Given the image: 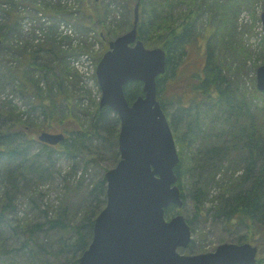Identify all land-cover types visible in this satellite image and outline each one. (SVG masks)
Instances as JSON below:
<instances>
[{
    "label": "trees",
    "instance_id": "1",
    "mask_svg": "<svg viewBox=\"0 0 264 264\" xmlns=\"http://www.w3.org/2000/svg\"><path fill=\"white\" fill-rule=\"evenodd\" d=\"M83 1L79 0L81 3L76 8L60 0L54 4L50 0H35L30 4L31 10L39 16L37 26L47 23L45 45L39 50L52 52L49 38L61 22L71 23L85 34L98 24L103 32L96 36L102 44V52L94 57L97 62L108 48L109 32L114 31L105 32L103 22L110 15L112 24L113 18L116 21L113 5L118 6L123 14L116 21L119 31L111 35L116 36L132 27L137 0H120L119 5L115 0H108L107 4L102 0L103 11L95 7L93 14L86 11ZM253 1L139 0L137 38L147 48L162 47L166 52L165 72L156 81L157 100L168 118L178 147L179 161L174 172L184 203L182 178L191 188L194 187L196 195L203 197L218 185L222 192L211 196L213 205L204 212L223 221L227 230H243L236 242L256 245L255 264H264V91L255 88L248 100L246 92L232 81L230 56L225 62L221 55L223 48H233L227 44L226 38L237 32L242 8ZM15 4L14 0H0V19H6L5 23L0 22L1 43L14 30L17 17L10 9ZM78 13L83 14L80 20L79 16L75 18ZM197 34L205 37V64L183 82L188 89L184 87L167 98L164 83L178 78H175L176 68ZM262 42L261 47L264 36ZM90 45L86 39H80L79 44L68 48L69 54L76 56L81 52L89 55ZM230 52L234 54L231 48ZM32 53L33 56L27 55L23 61L24 67L31 70L36 65L31 60L35 58V52ZM64 53L65 59L67 50ZM25 76L22 72V77ZM29 80L33 78L28 77ZM174 86L179 90L177 83ZM53 87L51 85L44 94L37 81L20 88L32 97V107L38 108L42 117L39 123L23 121L12 109L4 113L0 108V264H77L91 241L94 219L106 203L105 171L119 160L120 122L116 113L96 102L91 110L88 108L83 112L87 119L90 118L77 122L82 112L72 109L75 107L72 100L75 93L62 91L59 82L57 92H52ZM141 94V82L133 81L125 86L129 103ZM254 97L260 100L256 104H253ZM66 107L69 108L67 113L64 112ZM69 118H74L77 129L64 127L63 120ZM53 122L56 127L61 126L65 139L56 146L37 142L34 135L48 130ZM187 151L192 155L187 156ZM55 153L66 154L73 161L86 159L87 165L99 164L108 155L112 163L102 169L89 187L83 185L81 177L70 181L67 178L70 174L63 176L62 191L57 203L53 204L48 201L43 187L55 178V161H52ZM223 162H227L223 168L224 177L222 182H217L215 176ZM238 168L240 173L235 175ZM195 197V203L202 202ZM177 212L181 213L182 209L176 211L169 205L165 217L168 219Z\"/></svg>",
    "mask_w": 264,
    "mask_h": 264
},
{
    "label": "water",
    "instance_id": "2",
    "mask_svg": "<svg viewBox=\"0 0 264 264\" xmlns=\"http://www.w3.org/2000/svg\"><path fill=\"white\" fill-rule=\"evenodd\" d=\"M138 21L139 0L132 27L108 42L95 67L99 106L119 118V160L104 174L106 204L77 264H255L257 246L250 242H224L197 254L178 251L190 244L191 229L182 214L165 217L169 205H183L174 172L179 155L157 100L156 81L165 72L166 52L145 47L137 38ZM260 22L264 33V10ZM133 81L142 83V94L129 103L125 86ZM255 81L264 91V64L256 68ZM37 138L54 145L64 134L43 131Z\"/></svg>",
    "mask_w": 264,
    "mask_h": 264
},
{
    "label": "rangeland",
    "instance_id": "3",
    "mask_svg": "<svg viewBox=\"0 0 264 264\" xmlns=\"http://www.w3.org/2000/svg\"><path fill=\"white\" fill-rule=\"evenodd\" d=\"M14 1L16 4L10 9L15 12L17 17L15 20L14 30L10 31L3 43L0 44L1 111L5 113L8 109H12L16 114H18L21 120L29 121V123H39L41 122L42 117L39 114L38 108L32 107V97L21 89L27 87V84L37 81L39 87L43 91V94L49 90L51 85H54L52 92L55 93L57 92L56 86L59 82L61 83L62 91H65L67 94L72 92L75 93L72 99L75 107L72 109L75 110L77 108L80 112H82L80 113V116L78 113L79 117L76 119L77 122L87 121L90 117L87 119V114H83V112H87L88 108L91 110L93 105L99 101L100 97L94 82V64L96 63L94 57L102 52V44L100 40H97L96 38L98 33L101 35L103 32L100 29V26L98 24L95 25L85 34L80 30V28H75V26L71 23L61 22L55 29V34H51V37L49 38L52 52L47 53L44 50H39L40 47L45 45V26L47 23L40 27L37 26V18L39 17L38 13L34 14V11L30 8V4L34 3L35 0ZM55 1L56 0H50L53 4ZM60 1L63 4L71 3V5H74L75 8L81 3L79 0ZM107 1L108 0H104V3ZM118 1L120 0H115L116 5H119ZM1 2H3V0H1ZM104 3H102V0L83 1L86 11L90 14L94 13L95 7H97V10L102 12L104 9ZM2 5L5 6V4ZM7 7L8 5L5 6V8ZM112 9L114 10L116 21L120 20V14L122 13L121 9L115 5L112 6ZM263 10L264 0H254L252 3L247 5V7L242 8L237 20V32H235L233 37L226 38L227 44L229 43L233 46L234 50L232 47L230 48L234 51V54H230V48H223V52H221L222 58L225 62L228 61L230 56V63L233 62L232 81L240 87L239 89L241 91L246 92L248 100L252 98L251 94L256 88L255 66L264 61V44L261 47L264 34L261 30L259 20L260 13ZM78 14H76L75 18L79 16L78 18L80 20L83 14ZM110 16L103 21L106 28L105 32L109 29H114L113 32H109L108 40H112L116 36L125 32L124 31L116 36H112L114 32H118L119 29L116 26L115 18L112 17L114 19L112 24ZM0 20L2 23H5L6 21L5 17ZM47 20L48 18L45 21ZM210 28L211 26L209 25L208 29ZM52 39L54 41H52ZM80 39H86L89 44H92L90 45L91 52L89 55L83 54L78 60L73 59V61L72 56L69 54L70 49L68 48L71 46L75 47V44L77 45L80 43ZM205 42V37L197 34L196 38L189 43L185 58L176 68L175 78H178L176 80L168 79L166 84L164 83V93L167 95V98L169 95H172L173 92H181V89L184 87L188 89L189 87L183 82L204 66ZM65 50H67L68 56H65L64 59L63 55H65ZM73 51H75V49L72 50V52ZM32 52H35V58L31 60L36 64L33 66V70L24 67L23 63L24 58L27 55L32 54L33 56ZM22 72L25 73V77H22ZM28 77H32L33 80L28 81ZM172 83H177L179 90L175 89V86ZM190 97L191 94L188 99H190ZM185 98L188 100L187 95ZM254 98L255 100L253 101V104L260 101L257 97ZM184 104L187 105L188 102ZM67 110H69L68 107L65 108L64 112L67 113ZM62 124L65 125L64 127L67 129H77V124L74 121V118L65 119ZM59 130L62 131L61 126L56 127V122H53L52 126H50L46 131L56 132ZM94 145V147H96V143ZM186 155L191 156L192 154L187 151ZM85 160L86 159L83 158H77L73 161V159L66 156V154H54L52 161H55V178L51 183L46 184L43 187L44 193L46 194L49 202H52L53 204L57 203V197L62 191L61 179L63 176L70 174V176L67 177L70 181H75L78 177H81L84 179L83 185H87L89 187L94 183L96 177L101 173L102 169L106 166H111L112 163V159H110L108 155H106L104 160L99 162V164L90 163L87 165ZM225 165L227 166V162H223L221 170H223ZM221 170L215 176V180L217 182H222V178L224 177L223 173L225 170H223V172ZM239 173L240 169L238 168V172L235 175H239ZM181 186L185 195V203L181 208L182 214L190 220L189 225L191 227L192 239L186 248L180 247L178 251L185 254H197L212 251L222 242H236V239L243 234V230H227L223 221L216 220L210 213L204 212L206 208L213 205L210 201L211 196L215 195V193H221L222 189L218 187V185H214L210 190V193L206 197H203L196 195L194 187L191 188V185L185 178H182ZM195 196H197L199 200L202 199V202L195 203Z\"/></svg>",
    "mask_w": 264,
    "mask_h": 264
},
{
    "label": "flooded vegetation",
    "instance_id": "4",
    "mask_svg": "<svg viewBox=\"0 0 264 264\" xmlns=\"http://www.w3.org/2000/svg\"><path fill=\"white\" fill-rule=\"evenodd\" d=\"M48 132H50V131H48ZM50 133H54V132H50ZM36 140V139H35ZM174 208V207H173ZM175 210V209H174Z\"/></svg>",
    "mask_w": 264,
    "mask_h": 264
},
{
    "label": "built area",
    "instance_id": "5",
    "mask_svg": "<svg viewBox=\"0 0 264 264\" xmlns=\"http://www.w3.org/2000/svg\"><path fill=\"white\" fill-rule=\"evenodd\" d=\"M64 27V26H63ZM65 30H69V29H65ZM69 33H70V31H69Z\"/></svg>",
    "mask_w": 264,
    "mask_h": 264
}]
</instances>
